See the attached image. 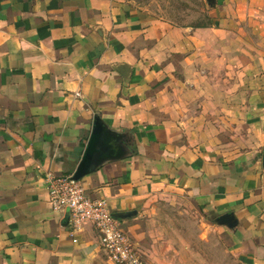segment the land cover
I'll return each mask as SVG.
<instances>
[{"label":"crops","instance_id":"1","mask_svg":"<svg viewBox=\"0 0 264 264\" xmlns=\"http://www.w3.org/2000/svg\"><path fill=\"white\" fill-rule=\"evenodd\" d=\"M201 3L193 26L141 0H0V264H116L44 180L73 173L96 115L128 155L79 182L136 212L119 226L148 264H193L146 240L183 198L231 215L218 264H264V0Z\"/></svg>","mask_w":264,"mask_h":264},{"label":"rangeland","instance_id":"2","mask_svg":"<svg viewBox=\"0 0 264 264\" xmlns=\"http://www.w3.org/2000/svg\"><path fill=\"white\" fill-rule=\"evenodd\" d=\"M141 2L152 12L178 24L195 26L205 22L201 0ZM153 217L155 221L147 228L146 240L152 243L158 239V249L162 256H174L177 261L180 257L188 260L191 257L193 264H218V246L223 243L225 235L217 225H213L200 206L184 198L174 203L162 202ZM142 250L148 264L143 247Z\"/></svg>","mask_w":264,"mask_h":264},{"label":"built area","instance_id":"3","mask_svg":"<svg viewBox=\"0 0 264 264\" xmlns=\"http://www.w3.org/2000/svg\"><path fill=\"white\" fill-rule=\"evenodd\" d=\"M44 180L52 209L66 211L73 230L79 229L84 222H91L97 230L99 246L110 260L116 264H147L120 228L119 219L113 216L104 198L87 196L72 174L48 171Z\"/></svg>","mask_w":264,"mask_h":264},{"label":"water","instance_id":"4","mask_svg":"<svg viewBox=\"0 0 264 264\" xmlns=\"http://www.w3.org/2000/svg\"><path fill=\"white\" fill-rule=\"evenodd\" d=\"M126 136L113 131L104 124L99 116H94L91 132L83 154L72 173L75 180L94 172L107 160H114L128 155ZM264 162V157H263ZM135 211L114 212L117 219H126L135 215ZM230 214H224L214 220V224L232 226Z\"/></svg>","mask_w":264,"mask_h":264},{"label":"trees","instance_id":"5","mask_svg":"<svg viewBox=\"0 0 264 264\" xmlns=\"http://www.w3.org/2000/svg\"><path fill=\"white\" fill-rule=\"evenodd\" d=\"M202 25H204L203 23H200V24H197V25H195V26H202Z\"/></svg>","mask_w":264,"mask_h":264}]
</instances>
